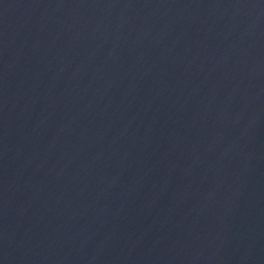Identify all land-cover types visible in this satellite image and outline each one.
I'll use <instances>...</instances> for the list:
<instances>
[{"label": "water", "instance_id": "water-1", "mask_svg": "<svg viewBox=\"0 0 264 264\" xmlns=\"http://www.w3.org/2000/svg\"><path fill=\"white\" fill-rule=\"evenodd\" d=\"M0 264H264V0H0Z\"/></svg>", "mask_w": 264, "mask_h": 264}]
</instances>
